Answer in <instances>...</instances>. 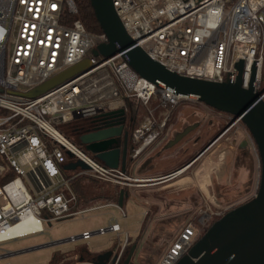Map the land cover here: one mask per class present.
<instances>
[{
	"label": "built area",
	"instance_id": "1",
	"mask_svg": "<svg viewBox=\"0 0 264 264\" xmlns=\"http://www.w3.org/2000/svg\"><path fill=\"white\" fill-rule=\"evenodd\" d=\"M112 1L127 32L152 58L178 73L215 81L228 77L235 81L242 60V86L257 91L264 100V0ZM76 11L74 0H0V244L44 232V221L104 205L75 208L78 195L71 181L81 174L127 182L125 171L104 164L71 142L57 123L88 116L102 122L105 112L127 108L135 98L148 111L132 133L136 147L131 156L135 157L161 135L169 115L158 121L153 100L156 107L165 108L194 100L210 111L224 113L140 75L123 52L95 56L92 49L108 42V36L89 31L80 19L63 21ZM88 52L92 53L88 56L92 66L69 81L36 97L13 92L38 85ZM225 114L228 129L244 124L240 117ZM246 130L251 148L259 154L247 126ZM78 158L89 167H76L73 172L64 168ZM107 204L117 205L114 201ZM213 213L200 208L198 224L190 219L155 264H176L197 241ZM27 218L34 222L14 233ZM109 230L121 231L117 218H111L106 227L69 238L88 239ZM127 247L128 238L107 264H122ZM13 252L5 250L0 256Z\"/></svg>",
	"mask_w": 264,
	"mask_h": 264
},
{
	"label": "water",
	"instance_id": "2",
	"mask_svg": "<svg viewBox=\"0 0 264 264\" xmlns=\"http://www.w3.org/2000/svg\"><path fill=\"white\" fill-rule=\"evenodd\" d=\"M90 1L109 39L108 42L98 44L92 49L95 56L100 54L111 56L117 52H123L129 64L140 75L155 83H161L177 93L204 101L220 111L231 113L234 119L240 117L258 146L261 176L255 195L248 201L229 209L215 220L176 264H264V100L259 99L257 91L242 86L243 61L240 60L238 63L239 73L235 81H232L230 77L225 81H215L178 73L152 58L142 46L137 44V41L125 29L112 0ZM91 66V60L86 56L26 91L13 90V92L27 97H36L69 81ZM105 115L106 117L101 119L103 123H97L80 133V143L85 151L90 152L104 164L125 171L129 157L125 109L112 110ZM115 117L118 118L115 120L113 119ZM229 124L230 122L199 152L197 157L226 131ZM122 141L123 147L120 146ZM68 154L74 155L70 150ZM78 166L89 167L82 158L64 165L66 169ZM125 194L127 192L122 187L117 203L120 207L124 204ZM67 239L70 238L62 240ZM136 248L137 243H134L129 250L127 249V255L122 264L131 263ZM113 252L110 249L99 253L94 263L107 264L111 259L114 260Z\"/></svg>",
	"mask_w": 264,
	"mask_h": 264
},
{
	"label": "rangeland",
	"instance_id": "3",
	"mask_svg": "<svg viewBox=\"0 0 264 264\" xmlns=\"http://www.w3.org/2000/svg\"><path fill=\"white\" fill-rule=\"evenodd\" d=\"M262 88H264V80L262 83ZM188 103L189 102L185 100L179 105H176L173 113L174 117L168 124L165 132H163V134L158 137V139L153 144H151L147 149H145L134 162L133 166H138L140 164L143 166L145 163L149 162V168L151 169V173L132 172L133 175L155 174L163 171L165 167H168L171 164L178 165L184 163L189 158H191L197 150L202 147L201 144L202 142H204L205 139H203V134L200 131H198V133L202 135L201 141H198L200 136L195 140L196 131L194 132V130H188L187 133L184 132L185 134L183 135V137H181L180 135H175V124L179 123L178 121V123H176L175 119H177V115H179L181 111L185 109V107L187 109L186 114L192 113L195 118L207 116L213 118L214 121L217 120L222 126H224L225 124L227 125V114L223 112L221 113L210 111L205 106L191 107L189 105L188 107ZM155 104L157 105V101L153 100L151 102V105L155 107ZM192 109L196 110L191 111ZM141 110H144V108L142 107ZM131 113L132 114L129 113V115L131 116L136 114L133 112ZM142 114L143 112L140 111L138 117L139 120H142ZM184 117L185 120L180 121L181 123L178 124V128L181 131H185L188 122L191 124L193 123V120L190 121L188 116L184 115ZM194 117L191 119H194ZM195 121L196 120H194V122ZM237 125L238 126H234L233 128L229 129L225 134L220 136V138L200 156L195 167L191 170H188L187 172L190 177H193L195 169H198L201 166L203 167V182H209L208 184H204V190L209 195H205L204 204L202 208L204 210L208 209L209 211H222L223 213H221V215H223L227 211L230 204L225 203V201L221 202V200L215 198V196L211 194V182L209 175L216 172V177L218 178L215 177V181H217L218 179L219 183L231 182L232 150L236 148L235 145L238 143L250 145L247 136L246 126L241 123ZM56 126L59 128V130L66 134L67 138H69L71 142L75 143L80 148L83 147L80 143L79 135L74 132L71 123L59 122L56 124ZM216 131L217 127L215 126L213 134H215ZM205 133L206 132H204V134ZM213 134L209 133L207 140H209ZM254 154L256 155L258 161L259 155L256 154V152ZM193 161H195V159ZM77 168L81 170L82 167L78 166ZM74 169L75 168H68L67 170L73 172ZM212 169H215V171L213 172ZM247 173L248 171L245 168H241L240 172L237 173L235 171L233 178V181H235L236 183L235 185L243 181L246 178ZM101 181L110 183L112 186H114V188H122L120 186L121 184L117 182L105 181L102 179ZM257 183L258 180H256V184ZM257 188L258 186H256L254 188V191L249 195L250 198H247L251 199L255 195ZM148 189L150 190L148 191ZM148 189L136 190V193H133L134 197L136 198L133 197V199H128L122 207L116 204H107L114 200H95L91 204V206L98 205L101 203L104 205L89 208L84 211L75 213L72 216L53 220L51 222L44 221V232L25 235L17 239H11L2 242L0 244V254L3 253L5 250L18 251L34 246L39 247L27 249L22 252H14L8 256L0 257V264H55L52 262V258L54 255L63 258L64 260H66V262L77 259H85L86 261L90 262L94 260V257L99 253L110 249L115 251L118 245L124 242L126 238L130 237L131 241L136 239L138 235L141 234L140 229L144 220H146V224H150L144 225L143 227L144 233L140 237L141 243H139L138 247L136 248L133 259H135L137 254L139 253H141L144 257L142 263L140 262L139 264H144V262H148L149 260L156 258V256H158V259L161 258L163 254L159 255V250L162 247H167L169 241L171 240V236L169 234V231H167V227L164 230H158L157 232L152 231V226L158 224L159 222V215H157V212H155V210L157 207L160 206L159 202L161 201H157V203L155 204V208H153V206H151L152 203L148 204L146 201L145 203H143L141 202V199H144V197L146 196H156V198L159 199L166 198L167 194L163 192V188L160 187L158 188L153 186V188ZM154 189L155 191L152 192ZM92 191L95 192L96 187L92 186ZM247 198L242 201V203L248 201L249 199ZM147 209L150 212L148 215L149 217H146L144 214V210L145 212H147ZM197 209L198 208H192V210H189L190 213H188V216L186 217L184 216L186 214L181 213L179 215V221L177 223L173 222L174 218L170 216V214L161 217V219H163L166 224H168L170 230L176 233L179 232L181 227L184 226L190 219H193L194 223L198 224L197 219L199 215H196ZM124 212L126 214H124ZM114 217L118 219L121 225L120 232L109 230L105 233H94L88 239L80 237L74 240H62L72 235H79L85 229L89 231H94L96 229H99L100 227H106L108 226L110 219ZM212 217L213 215L211 216L210 220L212 219ZM156 233L159 234L160 237L157 239H153L152 235ZM58 240L62 241L57 242Z\"/></svg>",
	"mask_w": 264,
	"mask_h": 264
},
{
	"label": "trees",
	"instance_id": "4",
	"mask_svg": "<svg viewBox=\"0 0 264 264\" xmlns=\"http://www.w3.org/2000/svg\"><path fill=\"white\" fill-rule=\"evenodd\" d=\"M74 2L77 6V11L75 13L68 15V18L64 17L63 21L66 23H71L73 21V19H80L84 23L86 29H88L89 31L94 32V33L104 32L99 20L97 19V16L95 14V11H94V8L91 4V1L90 0H74ZM90 55H92V53L88 52L87 56H90ZM129 107L130 108H128V111H125V115L126 116L128 115L129 117L135 116L137 122L140 121L138 119L140 111L143 112V114L141 116L142 119L147 115V109L145 108V106L142 103L138 102L135 98H133L129 101ZM142 107L144 108V110H141ZM175 107L176 106H174V108H172V107L167 108V111L169 112L170 119L173 116ZM195 110L196 109H192L191 111H195ZM107 112H109V111H107ZM107 112H105V113H107ZM131 112L136 113V114L131 116V115H129V113L132 114ZM181 112H184V115L188 116L190 121L193 120L192 125L194 124V120H196V127L191 129V130H194V132L196 131V133H197L195 140L199 136L200 137H199L198 141H201V139H202V135L199 134L198 131L202 132L203 139H205L204 142H202V144H201L202 147L199 150H197L195 152V154L186 161V162H189L190 160L194 159L197 156V154L224 128V126H222L220 124H218V125L214 124L215 121L211 117L201 116L200 118L199 117L195 118L192 115V113L186 114V112H187L186 110H183ZM225 113H227V112H225ZM198 116H199V114H198ZM169 117L166 121V127H167L168 122H169ZM193 117H194V119H191ZM183 120H185V119H183ZM68 123H71L74 132L77 135H80V133L84 132L85 130H87L89 128H92L97 123L100 124L103 122L98 121L94 117L88 116V117H79V118L73 119L72 121H70ZM215 126L217 127V131L215 134H213ZM204 132H206V133L204 134ZM209 133H211L213 135L211 136V138L209 140H207ZM235 146H236V148L234 150H232V157H231V163H232L231 164L232 165V169H231L232 170L231 171L232 180H231V182L230 183H228V182L219 183V182L214 180L213 188H212L214 190V193H215V196L217 199L221 200V202L225 201V203L230 204L227 211L229 209L239 205L237 203H242V201H244L247 197H249V195L254 191V188L256 186H259L260 176H261V161H260V157L258 156L259 154L257 155L259 158V160L257 161L256 155L254 154L255 152L251 148L250 145L238 143ZM241 168L247 169V171H248L247 176L243 181H241L239 184L235 185L236 183H235V181H233L235 171H236V173L240 172ZM256 180H258L257 184H256ZM71 182H72V186H73L75 192L78 195V201L75 205V208L79 209V208H85V207L91 206V204L95 200H100V199L114 200V202L118 203L119 196H120V188H118V187L114 188V186H112L108 182L101 181V179H98V178L96 179V178L91 177V176L86 175V174H81V175L75 177L74 179H72ZM232 185H233V187H232ZM92 186L96 187L95 192L92 191ZM249 198H247V199H249ZM188 213H190L189 210H187L185 212L186 215H184V216L185 217L188 216ZM220 215L219 216L215 215L212 217L211 220H209L208 224L202 229V232H201L199 238L204 234V232L207 230V228L215 220H217L220 217ZM173 220H174L173 222H175V223H177L179 221L178 217H175ZM156 226L157 227L154 228V232H157L158 230H164L167 227V231H169V234L171 236V238H170L171 240L174 239L179 233V232L174 233L172 230H170L168 224H166V222L163 219L159 220V222H158V224H156ZM142 231H143V229H142ZM142 234H143V232H141V234L138 235V237L134 241L129 242L127 249H130L131 245L134 243L138 244L139 243L138 239ZM159 237H160V235L157 233L152 235L153 239H157ZM167 247H162L159 250V255H162L165 252V250L167 249ZM126 255L127 254L125 253V256ZM60 258L61 257L54 255L52 258V262L57 264L59 262ZM143 258H144L143 255L141 253H139V254H137L136 258L131 261L130 264H139L140 262L142 263ZM157 260H158V256H156V258H154V259L149 260L148 262H144V264H155L157 262Z\"/></svg>",
	"mask_w": 264,
	"mask_h": 264
},
{
	"label": "crops",
	"instance_id": "5",
	"mask_svg": "<svg viewBox=\"0 0 264 264\" xmlns=\"http://www.w3.org/2000/svg\"><path fill=\"white\" fill-rule=\"evenodd\" d=\"M154 101H156V100H154ZM186 101L189 102L188 107H189V105L191 107H194V106H198V107L202 106L203 107L204 106L202 103H200L198 101H194V100H186ZM127 104H128L127 108L123 107L125 109V111H128V108H129V102ZM184 110L187 111L186 107ZM168 113L169 112L167 111V108L155 106L154 114H156L159 119H163L165 117V115ZM173 117H174V115L172 116V118ZM172 118L170 119V117H169L168 124L170 123ZM183 119H185L184 112H181L179 115H177V119H175V122L181 123L180 121H182ZM178 124H175V127H176V134L175 135H177V136L180 135L181 137H183V135L185 133H187L188 130H191L192 128L196 127V121L194 122L193 125L188 122L187 126L185 128V131H181L178 128ZM214 124L218 125L219 122L216 120L214 122ZM195 134H196L195 135V137H196L197 133H195ZM200 156H199V158H200ZM198 159L196 161H193L194 159H192L189 162H186V163L184 162V163H181L178 165L171 164L168 167H165L164 170L161 172H158L155 174H147V175H133L132 172L151 173L150 172L151 169L149 168V162H147L145 164L143 163L144 164L143 166L141 164L138 166H136V165L133 166L134 162L136 160H134V161L131 160L129 162V164L126 166V170H125L126 175H128V177H130L131 179L126 180L127 181L126 183H119V184H121L120 185L121 187L126 188L125 190L127 192V194L124 195V200H123L124 204L126 203V201L128 199H130V198L133 199V197H134L133 193H136V190H138V189L146 190L148 188H153V186H154V187H158V188L159 187L163 188L162 189V190H164L163 192H165L167 194V197L168 196L169 197L159 199V198H156V196H146V197H144V199H141V202L145 203V201H146L148 204L152 203L151 206H153V208H155V206H156L155 204L157 203V201L158 202L161 201V202H159L160 208L157 207L155 210V212H157V215H159L158 216L159 220H161V217H164L168 214H170V216H172L173 218L178 217V219H179V215L181 213L185 214V212L187 210H192V208H194V209L195 208H201L204 204L205 195L206 194L209 195L204 190V184H208L209 182H205V183L203 182V167L201 166L198 169H195L193 177H190L187 174L188 170H191L192 168L195 167ZM127 170H128V172H127ZM212 171L214 172L215 169L214 170L212 169ZM216 176H217L216 172L209 175L210 182H211V187H210L211 188V194H213L214 196H215V193H214V190L212 188H213V183H214ZM216 178H218V177H216ZM217 182H219L218 179H217ZM159 184H161V185H159ZM149 190L150 189H148V191ZM154 191H155V189L152 192H154ZM134 198H136V197H134ZM215 198H216V196H215ZM149 213L150 212L148 211V209H147V212H145V210H144V214L146 217H149L148 216ZM149 224L150 223L146 224V220H144L140 231L144 233V230L142 231L144 225H149ZM154 224H155V222H154ZM154 226H156V225L152 226V231H154V228H155ZM140 237L138 239L139 243H141ZM129 242H131L130 237L128 238V244H129ZM139 243L137 244V247H138ZM169 243H170V241H169ZM43 245H45V244H43ZM57 264H92V261L89 262V261H86L85 259H82V260L77 259V260H72V261L66 262V260H64L63 258H60V260Z\"/></svg>",
	"mask_w": 264,
	"mask_h": 264
},
{
	"label": "flooded vegetation",
	"instance_id": "6",
	"mask_svg": "<svg viewBox=\"0 0 264 264\" xmlns=\"http://www.w3.org/2000/svg\"><path fill=\"white\" fill-rule=\"evenodd\" d=\"M216 109V108H215ZM216 110H218V109H216ZM225 113V112H224ZM155 115V117H156V119L158 120V121H161V120H163V119H159L158 117H157V115L156 114H154ZM168 117H169V115H168ZM168 119V118H167ZM167 121V120H166ZM139 122V121H138ZM137 121H136V117L135 116H132V117H130L129 118V116L127 115V117H126V119H125V129L127 130V133H128V137H127V144H128V154H129V157H128V160H127V165L129 164V162L132 160V161H134V160H136L137 159V157L145 150V149H147L151 144H153L154 142H152L149 146H147V147H145L139 154H137L135 157L133 156H131V155H133V153H134V149L133 148H135L136 146L134 145V141L132 140V133H133V130H134V128H135V126L137 125V123H138ZM227 123H228V119H227ZM226 126V124L224 125V127ZM224 129V128H223ZM231 129V128H230ZM165 130H166V123H165V127H164V130H163V132H165ZM229 129H228V127H227V129H226V131L223 133V134H225L227 131H228ZM222 131V130H221ZM163 132L161 133V135L163 134ZM220 133V132H219ZM222 134V135H223ZM160 135V136H161ZM221 135V136H222ZM159 136V137H160ZM220 138V137H219ZM218 138V139H219ZM218 139H216L209 147H207L201 154H203L208 148H210ZM213 140V139H212ZM211 140V141H212ZM123 141L121 142V144H120V146L121 147H123ZM204 149V148H203ZM202 149V150H203ZM201 150V151H202ZM200 151V152H201ZM199 154V153H198ZM197 154V155H198ZM200 154V155H201ZM199 155V156H200ZM199 156L197 157H195L194 159L196 160V159H198L199 158ZM126 165V166H127ZM129 170V169H128ZM128 170H127V172H128ZM126 173V172H125ZM128 176V175H127ZM126 180H130L131 178L130 177H127V178H125ZM202 208V207H201ZM199 209L200 208H198L197 210H196V215H198V212H199ZM215 213H213L214 215H216L217 213V211H214ZM223 213V212H222ZM221 214V213H220ZM213 215V216H214ZM201 234V233H200ZM200 236V235H199ZM95 258H96V256L94 257V260H95Z\"/></svg>",
	"mask_w": 264,
	"mask_h": 264
},
{
	"label": "bare ground",
	"instance_id": "7",
	"mask_svg": "<svg viewBox=\"0 0 264 264\" xmlns=\"http://www.w3.org/2000/svg\"><path fill=\"white\" fill-rule=\"evenodd\" d=\"M33 222H34V220H32V218H27V219H25L21 224H19V225L15 228L14 233H17V232L23 230L24 228L29 227V225H30L31 223H33Z\"/></svg>",
	"mask_w": 264,
	"mask_h": 264
}]
</instances>
